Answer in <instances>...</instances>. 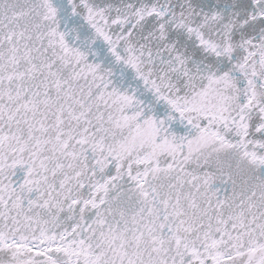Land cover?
<instances>
[{
  "label": "snow or ice",
  "instance_id": "obj_1",
  "mask_svg": "<svg viewBox=\"0 0 264 264\" xmlns=\"http://www.w3.org/2000/svg\"><path fill=\"white\" fill-rule=\"evenodd\" d=\"M0 264H264V0H0Z\"/></svg>",
  "mask_w": 264,
  "mask_h": 264
}]
</instances>
